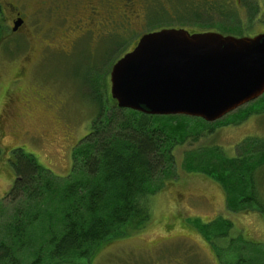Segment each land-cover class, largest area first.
Segmentation results:
<instances>
[{
    "label": "rangeland",
    "instance_id": "1",
    "mask_svg": "<svg viewBox=\"0 0 264 264\" xmlns=\"http://www.w3.org/2000/svg\"><path fill=\"white\" fill-rule=\"evenodd\" d=\"M27 2L0 0V111L11 94L19 103L10 116L7 106L0 114V199L14 181L10 160L11 151L16 148L32 154L59 181L66 179L72 152L88 133L98 104L113 102L109 95V72L123 55L121 48L129 38L122 33L104 40L84 37L65 54L70 45L67 41L74 35L61 41L62 53L56 49L60 45L57 41L49 49L22 36L26 29L43 36L49 34L47 22L28 20L22 34L11 36L7 4L24 13L23 5ZM237 3L232 31L238 36L264 32V0ZM175 9L180 10L179 4ZM193 10L185 9L188 16ZM181 20H176L173 28L194 29L181 25L188 19ZM62 28L60 25L56 30ZM132 28L138 29L139 25L135 23ZM20 66L24 67L25 76L19 83H13V75ZM191 128L200 132L197 126ZM202 128L213 132L191 136L173 150L172 174L162 184V190L153 195L148 222L142 228L124 227L117 237L95 248L89 258L72 257L66 264H232L238 258L235 254L240 243L234 242L235 247L229 249L231 244L222 240V247L216 249L212 239L213 231H218L216 225L223 227L221 231H228L229 238L242 237L257 245L254 257L264 261V221L260 214L253 208L235 214L227 212L221 186L202 174L187 172L182 164L186 152L201 155L203 148H212V152L220 149L231 158L240 154L245 140L264 138V100H256ZM190 135L197 133L192 131Z\"/></svg>",
    "mask_w": 264,
    "mask_h": 264
},
{
    "label": "trees",
    "instance_id": "2",
    "mask_svg": "<svg viewBox=\"0 0 264 264\" xmlns=\"http://www.w3.org/2000/svg\"><path fill=\"white\" fill-rule=\"evenodd\" d=\"M238 4L200 0L181 7L179 3L180 10L174 8L175 21L188 19L181 25L193 27L189 33L236 35L232 25ZM191 8L188 16L185 9ZM261 99L264 95L257 101ZM202 125L210 124L185 116L144 115L100 101L88 133L72 152L70 172L60 181L32 154L13 149L14 181L0 199V204L4 202L0 264H66L72 257L86 259L124 227L142 228L149 220L153 195L172 174L173 150L191 136L213 132ZM192 131L197 135H190ZM241 146L240 154L231 158L220 149L214 153L203 148L201 155L186 152L182 164L187 172L202 174L221 186L227 212L253 208L264 221V138L247 139ZM216 227L212 236L216 249L222 247V240L231 244L229 249L234 242L240 243L232 264H264L254 257L257 245L242 237L229 238L221 225Z\"/></svg>",
    "mask_w": 264,
    "mask_h": 264
},
{
    "label": "water",
    "instance_id": "3",
    "mask_svg": "<svg viewBox=\"0 0 264 264\" xmlns=\"http://www.w3.org/2000/svg\"><path fill=\"white\" fill-rule=\"evenodd\" d=\"M109 81L119 109L212 123L264 94V33L145 34L111 67Z\"/></svg>",
    "mask_w": 264,
    "mask_h": 264
},
{
    "label": "flooded vegetation",
    "instance_id": "4",
    "mask_svg": "<svg viewBox=\"0 0 264 264\" xmlns=\"http://www.w3.org/2000/svg\"><path fill=\"white\" fill-rule=\"evenodd\" d=\"M177 1L182 7L185 4L199 3L200 0H30L27 2L28 4L23 5V8H26L24 13L12 4H7V8L11 14V36L22 34L23 27L28 20L31 22L41 20L49 24V34L43 36L41 33H33L26 29L22 36L33 40V42L43 43L49 49V45L57 41L60 45L56 49L62 53L63 42L70 35H74L72 40L67 41L70 45L68 51L64 53L68 54L70 49L84 37L104 40L112 37V34L122 33V35L129 36L126 45L121 48L125 54L133 50L141 36L159 30L157 27L159 22L169 24L175 21L174 8L179 4ZM232 1L239 2V0ZM15 22H18L19 26L13 31ZM135 23H137V27L139 25L138 29L132 28ZM32 24L36 26V23ZM60 25H63V28L56 30V28H60ZM66 45L64 49H66ZM27 56L28 54L25 55V57ZM28 61L26 59L25 63ZM24 76V67L20 66L11 82L19 83ZM11 96L12 94L9 95L7 104L3 106L0 114L7 106L10 116L13 107L19 106V103Z\"/></svg>",
    "mask_w": 264,
    "mask_h": 264
}]
</instances>
